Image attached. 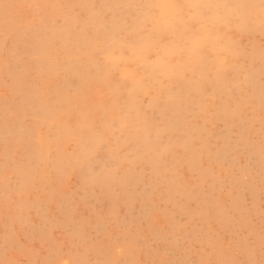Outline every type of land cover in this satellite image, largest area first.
I'll use <instances>...</instances> for the list:
<instances>
[{
	"label": "rangeland",
	"instance_id": "374dc122",
	"mask_svg": "<svg viewBox=\"0 0 264 264\" xmlns=\"http://www.w3.org/2000/svg\"><path fill=\"white\" fill-rule=\"evenodd\" d=\"M0 264H264V0H0Z\"/></svg>",
	"mask_w": 264,
	"mask_h": 264
},
{
	"label": "bare ground",
	"instance_id": "6f19581e",
	"mask_svg": "<svg viewBox=\"0 0 264 264\" xmlns=\"http://www.w3.org/2000/svg\"><path fill=\"white\" fill-rule=\"evenodd\" d=\"M195 1V3H198L199 5L201 4L202 6L203 5H207L209 2H210V0H194ZM241 2H242V4L245 6V7H252L253 5H254V0H241ZM225 8L227 7V5H228V1H225ZM46 50V49H45ZM70 60V59H69ZM31 61V60H30ZM76 61H78V60H76ZM57 68V67H56ZM69 72V71H68ZM71 72V71H70Z\"/></svg>",
	"mask_w": 264,
	"mask_h": 264
}]
</instances>
